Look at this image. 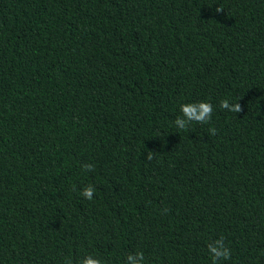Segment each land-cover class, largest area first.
Listing matches in <instances>:
<instances>
[{"label": "trees", "instance_id": "16d2710c", "mask_svg": "<svg viewBox=\"0 0 264 264\" xmlns=\"http://www.w3.org/2000/svg\"><path fill=\"white\" fill-rule=\"evenodd\" d=\"M221 237L264 264V0H0V264H213Z\"/></svg>", "mask_w": 264, "mask_h": 264}, {"label": "clouds", "instance_id": "9594fccd", "mask_svg": "<svg viewBox=\"0 0 264 264\" xmlns=\"http://www.w3.org/2000/svg\"><path fill=\"white\" fill-rule=\"evenodd\" d=\"M217 11H222L221 9H217ZM220 106L225 109H230L232 112L238 113L240 112L241 105L235 103L233 105H229L227 100H222L220 102ZM181 112L185 119H181L177 117L175 120V124L178 125L180 129H186V123H190L192 121L198 123H206L210 120L211 114L213 112V107L209 102L200 101L197 103H190V104H182L181 105ZM211 133L215 132V129L209 130ZM149 159H151V154H149ZM85 169L91 171L93 166L90 164L82 165ZM95 192V188L91 185L86 186L83 191L82 195L87 199L91 200L93 198V193ZM208 251L211 255L213 260V264H219L220 260H228L231 257V249L225 245L223 237L215 240L212 243L207 245ZM144 261V254L142 252H136L135 256L132 254H128L126 257V264H143ZM80 264H102V261L94 257L92 255H88L83 258Z\"/></svg>", "mask_w": 264, "mask_h": 264}]
</instances>
